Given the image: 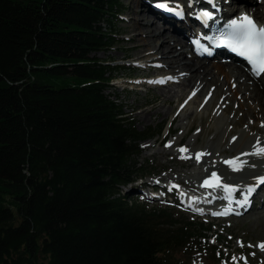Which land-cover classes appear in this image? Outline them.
Returning a JSON list of instances; mask_svg holds the SVG:
<instances>
[{
    "label": "trees",
    "instance_id": "1",
    "mask_svg": "<svg viewBox=\"0 0 264 264\" xmlns=\"http://www.w3.org/2000/svg\"><path fill=\"white\" fill-rule=\"evenodd\" d=\"M123 6L0 0V264H184L174 253L194 246L224 257L211 224L120 191L145 176L137 158L157 134L109 96L122 70L95 56L115 46Z\"/></svg>",
    "mask_w": 264,
    "mask_h": 264
},
{
    "label": "bare ground",
    "instance_id": "2",
    "mask_svg": "<svg viewBox=\"0 0 264 264\" xmlns=\"http://www.w3.org/2000/svg\"><path fill=\"white\" fill-rule=\"evenodd\" d=\"M196 1L198 0H171L173 7L176 4L182 6V3L187 15L191 13L189 3L193 4ZM241 1L238 4L239 2L237 3L236 0H230L231 6L229 7L224 0H215V4L219 6V13L221 8L225 14L251 13L259 20L263 19L264 22V0H261V4L257 3L258 5L251 6H249L251 3L249 0ZM158 2H163V0H129L128 15L125 21L128 23L126 30L129 32L127 42L133 43L135 49L133 55L136 60L142 61L141 67L143 66V69L149 71L153 64L158 61L162 62V65H156L153 69L161 76L156 82L160 92L164 95L163 101L169 104L171 109L177 108L189 91L194 90L193 97L179 109V113L174 114L171 118V122H178L184 131L169 144L173 146L174 143L182 141L184 133L192 127L195 118H200V124L204 120L210 121L209 125L211 126L206 129V132L213 131L209 140L200 138L202 132L198 134L197 131L189 144L185 146L188 151L174 154L170 158H180L182 155L186 157L180 161L187 170L179 172L177 168H172L171 173L158 175L159 179L170 185L176 183L183 187L188 195L197 197L206 195L211 206H214L216 201H229L228 194L225 192V195L222 194V188L201 187L203 181L216 172L222 178V183L237 187L238 190L232 195L240 193L239 197H236L231 203V208H233L236 205L235 201L240 199L241 192L247 186L254 185L258 177H264V156L242 155L243 153H252L253 146L257 144L258 140L259 145L264 146V73L254 76L247 68L217 57H209L210 61L201 59L192 42L194 31L191 21L173 20L172 24L170 18L167 20V16L161 20L163 13L169 12L155 7L154 5ZM182 9L184 10L183 7ZM149 12L153 14V19L148 18L147 13ZM185 55L187 56L185 57ZM167 75H172V77H165ZM169 77L172 79H168ZM158 81L167 84L161 87L158 85ZM207 93L210 95H206ZM201 94L206 95L208 99L202 107L203 110L217 104L219 112L220 110L227 112L229 105H223V101L215 102L216 98L221 96L222 100L237 99V106L233 111L234 115L237 114L235 119L229 116L217 117L218 113L211 115L210 113L203 114L204 111L200 112V109L195 105L200 104L199 95ZM138 109L136 116H141L140 114L145 112L147 114L160 112V109L155 108L154 105L145 109L138 106ZM181 115L182 117H179ZM190 118H192L191 121L185 122V119ZM230 134H233L232 138L228 137ZM234 137L235 139H233ZM170 147L158 151L163 154L170 150ZM196 153H205L199 162L195 158ZM236 157L244 162L240 171H232L230 166L224 163V161ZM144 184L148 185L149 183L145 182ZM151 186L154 185L151 184ZM175 190L171 188L173 195ZM176 194V199H178V193ZM256 198L261 201L259 206H257ZM250 200L251 205L247 207V210L240 209L241 214H247L258 207L257 211H252V215L264 219V184L256 189ZM225 205L226 207H223L222 210L229 206V202ZM233 217L236 219L243 216L235 214Z\"/></svg>",
    "mask_w": 264,
    "mask_h": 264
},
{
    "label": "rangeland",
    "instance_id": "3",
    "mask_svg": "<svg viewBox=\"0 0 264 264\" xmlns=\"http://www.w3.org/2000/svg\"><path fill=\"white\" fill-rule=\"evenodd\" d=\"M224 1L226 2L227 7L231 6L230 0ZM249 1L251 2L249 3V6L253 4H261V0ZM236 2H239L238 4H240L242 1L236 0ZM123 3L124 6L122 8L121 15L118 17L114 27L115 33H117L115 46L109 51H99L95 54V56L98 59L105 60L106 63L120 67L122 70V73L115 76V80H112L111 86L107 88L106 92L109 96L124 106V111L135 122L138 129H153L157 134L153 138L146 140L141 144L143 151L137 158V161L146 167L144 170L145 174L148 176L142 178V180H137L135 183L120 187V191L130 200L139 202L147 208L155 207L167 209L172 212V217L178 221L189 220L207 224L208 221L212 219L211 216L209 214L201 215L182 205L179 201L181 198L177 189L175 190L174 201L169 199L155 200L146 197L147 191L149 194L152 187L161 186L160 184L164 182L159 179L158 175L171 173L172 168H177L179 172L181 170H187V168L181 164V157L170 159L174 156V154L181 153L178 151L179 148H185L197 131L198 134L202 132L200 134V138L204 140H209L213 131H210V133L206 132V129L211 126L209 125L210 121L204 120L203 123L200 124V118H195L192 127L184 133L182 141L174 143V145L170 147L171 149L165 153H159V149H167L165 145L169 144L171 140H176L184 131V128L180 127L178 122H171V118L174 114L179 113V109L193 97L194 90L192 89L189 91L185 99L180 102L177 108L171 109L169 104L163 101L164 95L160 92L156 82V80L160 79L161 76L160 74L158 75V72H156L155 69H153L156 65H162V62L158 61L156 64H153L151 70L147 71L143 69V66L141 67V65H143L142 61H140V59L136 60L134 57V45L131 42H127L129 32L126 30L128 28V23L125 21L128 15L129 0H123ZM183 8L185 9V6H183ZM147 14L149 19H153L154 16L152 14ZM262 20L263 19L260 21L264 24ZM186 56L187 55H185V57ZM201 59L204 61H210V58ZM140 63L141 65H138ZM168 76L172 77V75H167L165 77ZM256 81L258 80L256 79ZM139 82L145 83V86L140 85ZM158 83L161 87H164L167 84L164 82L162 83V81H158ZM206 95L210 94L207 93ZM206 95H199L200 104L195 105L198 109H200V112L204 111L203 114L210 113L211 115L218 113L217 117L222 118L229 116L230 118L235 119L237 111L235 113L236 115H234L233 111L237 106V99L222 100L221 96L216 98L215 102L223 101V105H229L227 112H224L223 110H220L219 112V110H217V104L215 106H213V104L207 110H203L202 107L208 100ZM152 105H154L155 108L160 109L158 114H147V112H145L141 113V116H136L139 111L138 106L145 109L147 107H151ZM166 111H168V113L165 114ZM179 117H182V115ZM191 119L192 118L185 119V122L188 120L191 121ZM162 126H164V128L163 130H160ZM232 135L233 134H230L228 137L232 138ZM147 170L150 173H148ZM145 182H148L149 184L145 185ZM164 183L167 182L165 181ZM151 184L154 186H151ZM173 184L178 186L176 183ZM176 193H178V199H176ZM239 195L240 193L232 195V201L235 200L236 197H239ZM228 202L229 201L225 200L216 201L214 206H219L220 204L225 205ZM256 203L257 206L260 205L261 201L259 198H256ZM257 209L258 207L252 211H257ZM252 211L247 212V214L238 215L243 216L241 218L234 219L235 217H232V219L228 220L219 219L210 223L212 224L210 233H215V235L223 241L224 246L229 247L228 251L225 249L226 252L221 262L210 263L209 252L202 251L203 248H197L196 246L188 249H181L175 252L174 258L182 259V263L184 264H264V251L256 246L261 242H264V219L262 217L252 215ZM208 241L212 242L213 238L210 237Z\"/></svg>",
    "mask_w": 264,
    "mask_h": 264
},
{
    "label": "snow or ice",
    "instance_id": "4",
    "mask_svg": "<svg viewBox=\"0 0 264 264\" xmlns=\"http://www.w3.org/2000/svg\"><path fill=\"white\" fill-rule=\"evenodd\" d=\"M204 2L208 3L214 8H217L215 0H204ZM154 6L166 12L173 13L180 18L184 16L182 7L178 4L173 7L171 0H163V2H158ZM189 7H191V2L189 3ZM196 18L201 20L204 26L207 27V21L214 18V13L208 11L207 9H202L197 14ZM206 38L215 43L216 47L227 48L236 55L244 58L250 65L253 75L260 76L262 73H264V26L257 25L254 19L249 17L246 13L241 14L238 19L230 20L225 25V30L222 31L219 36ZM193 44L197 47H201L198 39L194 40ZM204 52L211 54L206 48H201V52L199 54H203ZM168 79L172 78L169 77ZM233 139H235V137ZM170 146V144L165 145V147ZM253 148L254 151L252 153H243L242 155L264 156V146L259 145V140L257 141V144L253 146ZM178 151L185 153L188 150L184 147H181L178 149ZM203 155H205V153H196V160L199 162L201 156ZM181 158L183 159L186 157L182 155ZM224 163L229 165L232 171H240L244 166V162L238 157L231 160H226ZM261 184H264V177H258L254 185L247 186L241 192L242 199L235 201L237 207L245 208V210H247V207L251 205L250 197ZM201 187L211 189L222 188L223 191L228 194L229 206L223 212L212 213L213 215H227L233 211L231 208V196L232 193L238 190L237 187L222 183V178L218 176L216 172H213L209 178L205 179L201 184ZM235 214L240 215L241 213L237 212ZM256 246L264 251V242H261Z\"/></svg>",
    "mask_w": 264,
    "mask_h": 264
}]
</instances>
